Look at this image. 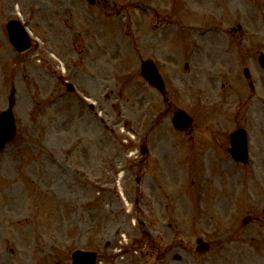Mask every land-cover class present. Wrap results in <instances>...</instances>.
I'll list each match as a JSON object with an SVG mask.
<instances>
[{
	"label": "rangeland",
	"instance_id": "374dc122",
	"mask_svg": "<svg viewBox=\"0 0 264 264\" xmlns=\"http://www.w3.org/2000/svg\"><path fill=\"white\" fill-rule=\"evenodd\" d=\"M14 18L37 40L25 54L8 42L6 24ZM261 53L264 0H101L96 7L86 0H0V114L13 101L18 127L0 152V264H72L77 249L97 252L98 264H115L120 251L128 255L116 264H144L131 236L147 197L177 205L185 192L191 207L216 189L196 178L192 129L177 132L174 113L194 116L198 91L231 114L252 94L244 69L256 80ZM147 59L157 62L169 103L141 76ZM144 144L151 163L140 171ZM129 158L138 159L126 169ZM231 172L238 182V169ZM119 185L128 203L116 197ZM241 218L229 223L227 237L236 239ZM242 254L247 264H264V253L256 261L249 250ZM232 255V264L244 263Z\"/></svg>",
	"mask_w": 264,
	"mask_h": 264
},
{
	"label": "flooded vegetation",
	"instance_id": "af4514ba",
	"mask_svg": "<svg viewBox=\"0 0 264 264\" xmlns=\"http://www.w3.org/2000/svg\"><path fill=\"white\" fill-rule=\"evenodd\" d=\"M259 67L260 70L255 73L256 80L251 77L244 81L248 82L252 94L246 96L245 102H239L231 114H226L223 102H210L206 93L195 91L192 127L195 151L191 155L192 166L198 180L202 183L211 180L216 189L205 194L206 200L202 194L198 198L200 205L194 202L191 207L188 205V195L180 190L177 192V195L181 193L176 200L177 205L173 200L169 201L171 203L163 202V206L159 202L155 205L153 202L156 200L152 198V202L150 196L147 197L145 207L138 208L143 217L138 222L137 234L134 232L131 236L133 251L143 256L146 260L144 264H232V254L235 253L236 257L244 260L241 264H247L243 251L252 252L255 261L264 253L261 247L264 246V143L261 147L256 144V136H262V126L264 128V89H261V86L264 87V68L261 65ZM222 86L221 89L226 88V84ZM211 92H214V88L210 89ZM219 92L218 98H224L222 90ZM255 102L261 113L256 112ZM241 130L247 134L249 166L236 161L232 151V137ZM149 155L150 152L143 160H127L126 169L128 164L134 165L135 161L140 171L145 169L151 163ZM256 157L261 159V163L257 164ZM233 166L239 171L238 182H232ZM147 189L148 192L155 190L148 186ZM179 201L183 203V208L178 207ZM135 205H139V200H136ZM187 211V218L192 219L190 227L184 224L182 218ZM241 216L236 239L227 237V231L231 228L229 223ZM244 219L250 220L245 227L242 226ZM247 233L250 236L244 239ZM232 240L239 247L238 250L233 248ZM204 242L210 244L208 253H201L204 249L200 246ZM119 260L120 256L115 255V264Z\"/></svg>",
	"mask_w": 264,
	"mask_h": 264
},
{
	"label": "water",
	"instance_id": "95a60500",
	"mask_svg": "<svg viewBox=\"0 0 264 264\" xmlns=\"http://www.w3.org/2000/svg\"><path fill=\"white\" fill-rule=\"evenodd\" d=\"M10 42L19 52H25L31 47V41L25 29L18 22H12L8 25ZM142 75L165 94V87L154 63L147 61L142 66ZM69 90L73 87L67 85ZM174 124L179 129L188 128L192 119L185 113L179 112L173 119ZM16 135V123L12 112V106L9 110L0 115V149L6 143L11 141ZM97 255L93 252L77 250L73 253V264H96Z\"/></svg>",
	"mask_w": 264,
	"mask_h": 264
}]
</instances>
